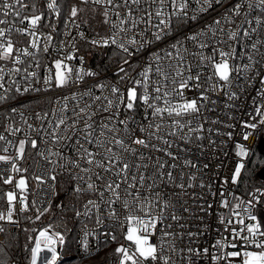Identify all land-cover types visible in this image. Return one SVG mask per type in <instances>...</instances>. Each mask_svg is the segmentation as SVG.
I'll return each mask as SVG.
<instances>
[{"label":"snow or ice","instance_id":"1","mask_svg":"<svg viewBox=\"0 0 264 264\" xmlns=\"http://www.w3.org/2000/svg\"><path fill=\"white\" fill-rule=\"evenodd\" d=\"M194 3L195 8L193 0H66L65 13L62 0H44L42 6L39 0L30 5L25 0H0L4 17L0 19V106H9L3 117L9 122L0 131V166H7L0 167V182L12 186L0 191V200L7 205L0 211V235L6 234L5 224L18 228L17 217L32 208L34 217L25 216L30 223L49 213L52 200L60 196L58 177L66 176L70 195L68 191L65 195L73 203L69 208L61 201L57 208L76 218L91 219L95 212L97 226L108 219L122 230L120 237L112 231L100 234L104 246L117 243L109 264H264V225L257 216L264 186H253L247 199L226 188L237 186L245 172L251 174L264 161H252L249 169L253 150L235 142L234 169L213 190L214 181L204 179L210 162L195 156L197 152L207 156L210 150L223 151L227 157L224 147L233 141L237 124L243 141L264 126V0ZM212 12L216 16L199 31L173 39L174 28L180 31ZM62 15L64 38L57 49L53 41L58 28L51 20L59 22ZM94 21L104 34L96 31L89 39L84 29H94ZM42 22L49 32L41 31ZM13 32L28 38L22 47ZM79 41L93 48H113L121 61L114 70V83L85 67V57L78 55ZM153 44L165 46L149 52L143 64H134ZM50 50L59 55L50 65H42L41 55ZM254 85H259L255 91L260 100L253 98L255 107L248 120L233 123V115H228V122L203 115L218 110L214 107L218 100L212 98L216 93L226 98L225 109L238 110L231 102ZM54 89L59 91L50 95ZM28 94L34 99L26 103L22 98ZM33 102L46 103L48 110L26 116L24 109ZM217 125L231 130L222 131ZM222 136L227 140L218 144L216 137ZM26 156L36 169L31 176L35 194L44 193L31 203L29 168L21 166ZM223 166L221 161L216 168ZM217 204L224 210L217 216L223 230L205 246L200 237L208 226L193 231V222H203ZM23 230L35 233L24 245L27 264H60L65 232L52 224ZM81 233L83 259L99 248L90 247L89 237L94 234L87 224ZM121 238L124 243H119ZM10 243L0 240V264H14L6 259Z\"/></svg>","mask_w":264,"mask_h":264},{"label":"built area","instance_id":"2","mask_svg":"<svg viewBox=\"0 0 264 264\" xmlns=\"http://www.w3.org/2000/svg\"><path fill=\"white\" fill-rule=\"evenodd\" d=\"M25 2L29 3V5H30L33 2V0H25ZM43 3H44V0H39V5L42 6ZM62 3H65V7H64L63 11L66 13L67 12L66 0H62ZM192 7L193 8L196 7L194 0H193ZM30 12H31V8L27 9L24 12V14L27 15ZM214 16H216V12H212L211 14H206L205 17L199 21V23H195V22L191 23L188 27H182L180 31H176V29L174 28L173 39H175L177 36L179 38L183 39V35L185 33H191V32L199 31V29L201 27H203V25L205 23H210L211 19ZM3 18L4 17L2 15H0V19H3ZM64 18L65 17L62 15L59 19V22H57L56 19L51 20V23L57 24V28H58V32L56 34H54L55 40L53 41V44L56 46L57 49H58V42L64 38L62 35V33L64 32ZM8 19H9V21H12L13 17L9 16ZM45 22H42L41 31L49 32L50 28L43 27V23H45ZM2 26L3 25H0V27H2ZM17 26H21V25H19L18 21H17ZM23 26L26 27V25H23ZM84 31L86 32V35L88 36L89 39H92L95 36L96 31H99L102 35L104 34V29L99 24H96V23L94 25L93 30H89L88 28H85ZM12 35H13L14 40L20 42L19 46H21V47L23 46V42L28 39L27 37L19 36L15 32H13ZM73 35H75V32H73ZM69 39H71V37H69ZM164 46H165L164 44H153L151 48L147 49L139 57L134 59L133 63L134 64H143L145 62L149 52L155 51L157 48H163ZM78 47L80 48L78 55H83L85 57V67H89V68H92L93 70L98 71L100 73V79L105 81V82H113L114 83L116 81L117 78L114 74V70L121 61H120L119 56L113 55V48H111V47H109V48H99V47L93 48L90 44H87L84 41H79ZM189 48L190 49L192 48L191 43H189ZM205 51L207 52L208 50H205ZM58 55H59V52L57 50H50V53L47 55L42 54L40 57L41 61H42V65L44 63H47L50 65L52 59L56 58ZM73 63L78 64L79 61L77 60V61H74ZM236 63H239V60H237ZM40 74L43 75L42 69H41ZM208 74H209L208 71H205V76H207ZM92 82H93L92 78H89L88 83L91 84ZM21 83H23V82H21ZM239 83L243 84L244 82L239 81ZM121 87H123V85H121ZM257 87H259V85H254L250 89L246 88L245 92L243 94H240L239 100L231 102V103H234L238 106V110L225 109L223 107V105L225 102H227L226 98L223 97L219 93L214 94L212 96V98L218 100V104L214 107H216L218 110L216 112H213V113L204 112L203 115L208 117L209 120L212 118H219L225 122H228L227 121L228 115H233L235 117V120L231 121L233 123H235V121H238L241 119L248 120L250 118L249 114H251L253 112V109L255 107V104L253 102V98L255 97L256 102H259V100H260V98L258 96H256L255 88H257ZM233 90L239 92V88H237L235 86L233 87ZM58 91L59 90L54 89L52 91V93H50V95L54 96ZM64 94H68L67 90H64ZM96 94H99V93H96ZM187 95L189 97H191L193 95V93H187ZM22 99L27 103L28 101H31L34 99V94H28L25 97H23ZM13 106L18 107V104L13 105ZM8 107H9L8 105L0 106V131H3V125H5L9 122L3 118L4 115H7ZM48 107L49 106L46 103L38 105L37 103L33 102L28 108L24 109L25 115L28 116L29 113H31V112L40 111L41 108H43L44 110H48ZM15 119L17 121H19V116H17ZM31 122L35 123V121H31ZM208 126H211V125H208ZM216 127H221L222 131H230L231 130V129H223L222 125H217ZM262 128H263V126L259 127L254 132L253 136L248 141H243L242 137L239 135V132L241 131L240 126H239V124H237L236 129L234 131L233 141H229L227 143V145L224 147V151L228 152L227 157L224 156L223 151H219L218 153L213 154L209 150V153L207 156H202L198 152L195 154V156L200 157L202 162H210V168L205 170L206 175L204 176V179L206 182H208L209 178H211L214 181L213 190L218 189L220 187V183L222 182V179L226 176H229L231 171L234 169V165L236 163V158L234 156V151H233L235 142L245 143L249 148H251L253 150L256 142L258 141V139L261 135ZM10 139H11V137H10ZM216 139H217V143L219 144L220 140H222V139L227 140V137L226 136L216 137ZM205 143H206V141H205ZM41 147H43V145H41ZM174 151H178V149H174ZM28 152L30 154H34L35 150H32L29 147ZM65 152L67 153L68 149H65ZM12 154L14 155V151H12ZM181 155L183 156L184 154L181 153ZM195 156L193 158H195ZM36 159H38V158H36ZM221 161H223L224 166L221 167L220 169H217L216 165L220 164ZM21 166L29 168V172L26 173V175L29 177L30 194L28 196V200H29V203H31L32 200L39 199L40 197H43L44 193L39 192L38 195L35 194V193H37V189L35 186V182L31 180V176L36 171L35 166L33 164V159L30 156H26V159L23 161ZM0 167H7V166H0ZM217 171L219 172V178L216 177ZM60 183H68L66 176L58 177V182L56 185L57 192H58V187H59ZM0 184H1L0 191H8L12 188L11 185H3L2 182H0ZM243 185H244V174H243L241 182L237 186H232L231 184H228V185H226V188L228 189V191L234 192L236 195L247 199L246 193L248 191H251L253 187L249 188V189H244ZM196 191L200 192L201 190L197 188ZM229 199H231V197H229ZM54 200L55 199L52 200V203ZM209 200L211 202L210 197H209ZM217 201H218V198H217ZM233 203H235V201H233ZM43 206H47L46 200L44 201ZM6 207H7L6 202L4 200H0V211H5ZM78 207H80V205ZM80 210L83 211L82 208H80ZM223 211H224L223 209L218 208V204H217L213 207V209L210 210L209 215L204 216L203 222H200V221H194L193 222V224H194V226L192 227L193 231H196L197 227H204L205 225L208 226L206 234L204 236L200 237V241L203 245L210 246L211 243H213L214 240L217 238L218 231L223 230V226L220 225L217 221L218 214L220 212H223ZM34 215H35V209L34 208H32L27 213L19 215L17 217L20 220V226L18 228L16 226L5 224L4 227L6 228V234L0 235V240H4L8 233H20L22 231L23 227L26 224L30 223L28 220L25 219V216H33L34 217ZM257 216H258L259 222L262 225H264V202H262L260 205H258ZM75 220H77V227L75 230L73 255L77 259L80 260V263H78V264H109L110 258L114 259V257H111V254L114 252V249L117 247V243L109 242L107 244V246H104L103 238L100 236V234L106 233L108 231H112V232H114V234H116L118 237H120L122 230L119 227V225L114 221L105 219L103 225L97 226L95 223V212L93 213L91 219H89L87 217H80V218L75 217ZM246 222H250V221H246ZM85 224H87L88 229L90 231H93V234H94L93 236L89 237L90 247H93V248L98 247L99 251L98 252L94 251L92 255L82 259V252H81L80 246L78 244V241H79L81 234H82L81 229L83 228V226ZM47 225H49V224H47ZM47 225L42 226L40 228L46 227ZM237 227H239V225H237ZM119 243H124L122 238L119 240ZM10 262H14V264H25L24 262L18 261L16 259L11 260ZM71 264H74V263H71Z\"/></svg>","mask_w":264,"mask_h":264},{"label":"trees","instance_id":"3","mask_svg":"<svg viewBox=\"0 0 264 264\" xmlns=\"http://www.w3.org/2000/svg\"><path fill=\"white\" fill-rule=\"evenodd\" d=\"M95 23L96 22L94 21L93 25H95ZM262 137H264V126L262 128L261 135L253 148L254 155H252L247 162V167L249 169L253 168L252 161H264V145L261 143ZM262 168H264V165H257L255 171H253L251 174H249L248 172L244 173V189H249L253 186H264V170H262ZM66 191H68L70 195L69 184L60 183L58 187L60 196L53 201L52 210L49 213L45 214V216H43L40 221H36L35 223H28L23 227V229H39L40 227L47 224H52L57 231L65 232L67 243L62 250V258L60 264H78L80 263V260L73 255V245L75 240L77 220H75L74 214L71 211L61 210L60 208L56 207L57 204L63 201L65 204L69 205V208H71L73 202L69 198V196L65 195ZM78 206L79 204H77V207ZM23 229L20 233H8L4 239V242L8 244L9 240L11 241L10 246L6 249V259H8L9 261L16 259L27 264V253L24 251V245L26 243H29L27 239L28 235L31 234L34 236L35 233L25 232Z\"/></svg>","mask_w":264,"mask_h":264},{"label":"rangeland","instance_id":"4","mask_svg":"<svg viewBox=\"0 0 264 264\" xmlns=\"http://www.w3.org/2000/svg\"><path fill=\"white\" fill-rule=\"evenodd\" d=\"M261 143L264 145V137H262Z\"/></svg>","mask_w":264,"mask_h":264},{"label":"water","instance_id":"5","mask_svg":"<svg viewBox=\"0 0 264 264\" xmlns=\"http://www.w3.org/2000/svg\"><path fill=\"white\" fill-rule=\"evenodd\" d=\"M263 178H264V172H263Z\"/></svg>","mask_w":264,"mask_h":264}]
</instances>
